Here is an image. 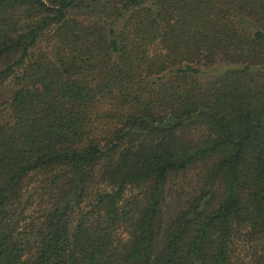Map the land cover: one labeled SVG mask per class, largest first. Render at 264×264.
<instances>
[{
    "label": "trees",
    "instance_id": "16d2710c",
    "mask_svg": "<svg viewBox=\"0 0 264 264\" xmlns=\"http://www.w3.org/2000/svg\"><path fill=\"white\" fill-rule=\"evenodd\" d=\"M0 264H264V0H0Z\"/></svg>",
    "mask_w": 264,
    "mask_h": 264
},
{
    "label": "rangeland",
    "instance_id": "374dc122",
    "mask_svg": "<svg viewBox=\"0 0 264 264\" xmlns=\"http://www.w3.org/2000/svg\"><path fill=\"white\" fill-rule=\"evenodd\" d=\"M47 46H48V42H47V40H46V38L41 42V48H47ZM184 180H185V178H180V179H178V181L177 180H175V184H178V183H183L184 182ZM176 188V187H175Z\"/></svg>",
    "mask_w": 264,
    "mask_h": 264
}]
</instances>
